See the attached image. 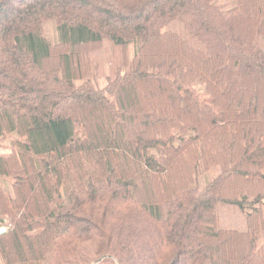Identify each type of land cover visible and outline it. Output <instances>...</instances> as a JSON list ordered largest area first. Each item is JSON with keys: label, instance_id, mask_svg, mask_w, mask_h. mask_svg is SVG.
Here are the masks:
<instances>
[{"label": "trees", "instance_id": "16d2710c", "mask_svg": "<svg viewBox=\"0 0 264 264\" xmlns=\"http://www.w3.org/2000/svg\"><path fill=\"white\" fill-rule=\"evenodd\" d=\"M12 134L2 264H264V0H0Z\"/></svg>", "mask_w": 264, "mask_h": 264}, {"label": "rangeland", "instance_id": "374dc122", "mask_svg": "<svg viewBox=\"0 0 264 264\" xmlns=\"http://www.w3.org/2000/svg\"><path fill=\"white\" fill-rule=\"evenodd\" d=\"M52 25H48L47 26V37L50 39V40H53L54 39V32L52 31ZM113 53V52H112ZM118 53V52H117ZM107 56V52L105 54H102V56ZM101 56V57H102ZM15 137L14 134L10 135L6 140H1L0 141V153H7L10 149V142L13 140V138ZM211 173L207 174V177L210 176ZM203 178V177H202ZM2 228V227H1ZM4 228V227H3ZM6 229V228H5ZM0 264H2L0 262Z\"/></svg>", "mask_w": 264, "mask_h": 264}, {"label": "water", "instance_id": "95a60500", "mask_svg": "<svg viewBox=\"0 0 264 264\" xmlns=\"http://www.w3.org/2000/svg\"><path fill=\"white\" fill-rule=\"evenodd\" d=\"M6 232L5 228H0V234H4Z\"/></svg>", "mask_w": 264, "mask_h": 264}]
</instances>
